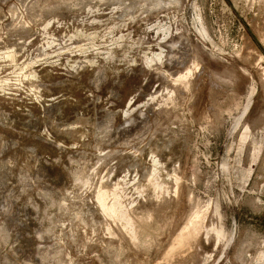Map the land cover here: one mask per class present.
I'll use <instances>...</instances> for the list:
<instances>
[{
	"label": "rangeland",
	"instance_id": "374dc122",
	"mask_svg": "<svg viewBox=\"0 0 264 264\" xmlns=\"http://www.w3.org/2000/svg\"><path fill=\"white\" fill-rule=\"evenodd\" d=\"M0 264H264V0H0Z\"/></svg>",
	"mask_w": 264,
	"mask_h": 264
}]
</instances>
